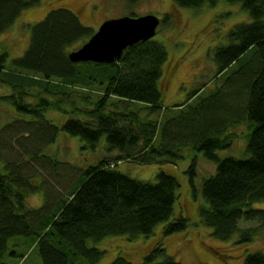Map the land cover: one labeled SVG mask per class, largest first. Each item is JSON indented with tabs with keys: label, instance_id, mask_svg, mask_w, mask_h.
Segmentation results:
<instances>
[{
	"label": "trees",
	"instance_id": "trees-1",
	"mask_svg": "<svg viewBox=\"0 0 264 264\" xmlns=\"http://www.w3.org/2000/svg\"><path fill=\"white\" fill-rule=\"evenodd\" d=\"M125 1L130 7L138 2ZM227 1L240 3L250 21L231 26L226 43L213 50L216 72L211 82L223 75L224 81L207 93L202 85L185 102L169 108L162 105L159 86L167 61L164 45L151 38L130 46L120 61L72 62L71 49L95 30L67 8L49 10L29 27L28 45L20 57L8 60L6 53L0 54V84L10 89L0 101L17 113L0 127V258L11 237L32 235L41 264H75L80 258L96 264L104 250L89 242L117 235L128 240L147 237L165 221L164 235L182 231L187 219L181 214L173 218L179 182L169 169L185 157L188 147L216 166L201 184V222L218 240L235 234L239 244L253 240L264 227V209L252 207L264 202V0ZM38 2L0 0V34ZM173 2L200 8L217 0ZM169 19L166 13L160 23ZM31 88L37 93L31 94ZM95 90L100 93L93 97ZM64 104L78 118H68L62 130L90 147L105 136L107 149L117 153L83 170L51 155L48 148L59 128L43 114L62 111ZM241 122L248 125L242 135L247 138V157H219L217 151L229 148L238 136L234 128ZM128 160L169 169L160 167L155 182H144L115 169L117 162ZM185 172L196 194L195 159ZM63 174H68L65 183L70 186L61 194L56 188ZM34 178L38 184L31 183ZM39 190L44 192L43 204L28 207L27 195ZM240 220L258 224L240 227ZM109 264L133 263L118 255ZM140 264L179 263L159 243ZM244 264H264V250L246 254Z\"/></svg>",
	"mask_w": 264,
	"mask_h": 264
},
{
	"label": "rangeland",
	"instance_id": "rangeland-1",
	"mask_svg": "<svg viewBox=\"0 0 264 264\" xmlns=\"http://www.w3.org/2000/svg\"><path fill=\"white\" fill-rule=\"evenodd\" d=\"M38 1L36 6L24 9L13 25L0 34V54L6 53L8 60L20 57L24 53L28 45L29 27L42 20L49 10L55 8L63 7L71 10L83 25L93 30H96L104 20L130 13L136 16L154 14L160 20L168 13L169 21L167 24L160 23L157 33L152 37L153 40L164 45L167 51V61L163 65V73L159 81L164 108L185 102L190 93L202 85H205L202 92L207 93L224 81L223 75L217 83L211 82L216 72V65L212 60L213 50L217 45L226 43V32L231 26L250 21L248 13L241 8L240 3H229L227 0H217L214 5L205 3L200 8L175 6L173 0H138L133 7L127 5L125 0ZM97 90L94 95L92 94L93 97L100 93ZM30 92L33 95L37 93L35 88H31ZM9 93L10 89L0 84V97ZM27 100L35 102L36 98L29 97ZM66 106L67 104L62 105V111L49 110L43 114L45 119L59 128L55 142L48 148L51 155L83 170L97 164L103 157L110 154L114 156L117 153L107 149L105 136H102L94 147H90L80 137L62 130V124L68 118H78V113L74 112L73 115L71 107ZM16 114L10 103L0 101V127ZM234 130L238 132V136L233 138L229 148L217 151L219 157L232 156L241 159L247 157L245 152L247 138L242 135L248 131V125L241 122ZM183 152L185 157L175 162L174 169H169L168 165L139 164L130 160L117 162L115 169L144 182H155V174L160 167L169 169L179 182L173 218L176 219V216L181 214L187 219V227L182 231L164 235L163 229L168 223L165 221L159 223L153 233L147 237L139 236L128 240L125 236L117 235L105 237L98 242H89V246L104 250L103 257L96 264H109L118 255L133 264H140L143 257L159 243L164 247L166 255L179 264H244L246 254L264 250V227L255 234L251 242L239 244L238 234L227 241L218 240L212 235V230L201 222L199 206L204 205L200 193L201 184L205 178L214 173L216 166L205 159L201 152L189 147L184 148ZM191 159H195L196 162L194 180L196 194H193L185 172ZM63 176L59 187L56 188L61 194H64L70 186L65 183L68 174ZM31 183L38 184L39 180L34 178ZM44 198V192L39 190L29 193L25 202L28 207L37 208L43 204ZM252 207L264 209V202L255 203ZM257 224L252 221H239L240 227ZM158 259L161 260L162 256ZM0 263L41 264L33 236L11 237L5 255L0 258ZM75 264L88 263L80 258Z\"/></svg>",
	"mask_w": 264,
	"mask_h": 264
},
{
	"label": "water",
	"instance_id": "water-1",
	"mask_svg": "<svg viewBox=\"0 0 264 264\" xmlns=\"http://www.w3.org/2000/svg\"><path fill=\"white\" fill-rule=\"evenodd\" d=\"M159 24L154 14L104 20L87 40L71 49L68 58L75 63L120 61L130 46L151 39Z\"/></svg>",
	"mask_w": 264,
	"mask_h": 264
}]
</instances>
